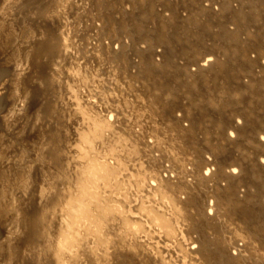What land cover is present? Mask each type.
Here are the masks:
<instances>
[{
	"label": "bare ground",
	"instance_id": "1",
	"mask_svg": "<svg viewBox=\"0 0 264 264\" xmlns=\"http://www.w3.org/2000/svg\"><path fill=\"white\" fill-rule=\"evenodd\" d=\"M0 64L1 264H264V0H0Z\"/></svg>",
	"mask_w": 264,
	"mask_h": 264
},
{
	"label": "rangeland",
	"instance_id": "2",
	"mask_svg": "<svg viewBox=\"0 0 264 264\" xmlns=\"http://www.w3.org/2000/svg\"><path fill=\"white\" fill-rule=\"evenodd\" d=\"M0 67L6 68V67H10V65H8V64L7 65L6 64H0ZM53 88L58 89L57 87H53ZM0 89H1L0 90V98H4L3 99L4 101H3L2 111H0V134L1 133L4 134V132H2V130H4V131H7L4 135L9 134L8 136H6V139H11L12 140L15 137H19V139H20V137L22 135L19 133L18 129H16L15 127L10 126V123H7V119H6L7 117L4 118V116L6 115L5 109L8 108L9 103L12 101V99L10 97H7V90L3 86L0 87ZM8 121H11V120H8ZM101 160L102 159H100L99 161H101ZM112 205L113 204L111 202L102 203V207H110ZM17 206H18V204H17ZM38 207H39V205L38 206L36 205L35 207H32V208L30 207L28 209V211L30 212V215L27 216V220H26L28 224H27V226L24 229H19L17 231L16 234H18V235L15 236L17 238L14 237L15 240H14L13 243H14L16 249H17V247L19 249V250L18 249L16 250V252H17L16 253L17 254L16 255L17 256L16 260H19L18 255L21 254V257L23 256L22 258L20 257V260H19L20 262L18 261L20 264L23 263L22 262L23 260H24L23 264H26L27 260H25V259L28 257L27 254H29L31 251L36 250V248L39 247L40 245H42V247H45L44 242H45L46 239L43 236V233H42L43 230H47L49 232V234L54 232V228L52 227L51 223H49V222L48 223H42L41 222L42 218H45V216L50 214V212L48 211V208L47 209H40ZM3 215H4L3 212L0 210V240L4 239L5 236H7L9 234V232H10V229H8V226L6 225V221H5ZM83 215L87 216V217H85L83 219L82 225H80V226H82L83 228H86V229H92V230L96 231L97 227L94 224H90L89 225V223L94 220L93 217L89 216L90 213L88 214V212H85ZM22 233L24 235H22ZM33 236H34V238L37 239L35 241V243H37V245L39 244V246H37L35 244H31L32 242L29 241V239L31 240V238ZM87 238L89 239L90 237H87ZM85 242H86V238H85ZM16 244L19 245V246H17ZM240 245H242L241 242H240ZM91 246L92 245L86 243L85 247L88 249ZM196 246H197L196 244L191 245V248H193V247L196 248ZM18 251H19V253H18ZM23 253H24V255L26 257L23 255Z\"/></svg>",
	"mask_w": 264,
	"mask_h": 264
}]
</instances>
